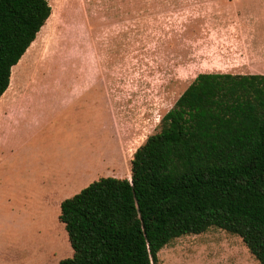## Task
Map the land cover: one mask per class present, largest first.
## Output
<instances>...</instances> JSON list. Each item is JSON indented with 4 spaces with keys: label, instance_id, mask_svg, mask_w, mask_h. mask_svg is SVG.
Returning a JSON list of instances; mask_svg holds the SVG:
<instances>
[{
    "label": "rangeland",
    "instance_id": "374dc122",
    "mask_svg": "<svg viewBox=\"0 0 264 264\" xmlns=\"http://www.w3.org/2000/svg\"><path fill=\"white\" fill-rule=\"evenodd\" d=\"M57 2L0 100V264L72 257L64 199L131 178L134 152L200 73L264 70V0ZM158 264L259 261L211 226L172 240Z\"/></svg>",
    "mask_w": 264,
    "mask_h": 264
},
{
    "label": "trees",
    "instance_id": "16d2710c",
    "mask_svg": "<svg viewBox=\"0 0 264 264\" xmlns=\"http://www.w3.org/2000/svg\"><path fill=\"white\" fill-rule=\"evenodd\" d=\"M51 13L49 0H0V97ZM60 219L74 254L57 264H158L211 226L264 264V74L200 73L134 152L131 178L91 182Z\"/></svg>",
    "mask_w": 264,
    "mask_h": 264
},
{
    "label": "crops",
    "instance_id": "0c3cea01",
    "mask_svg": "<svg viewBox=\"0 0 264 264\" xmlns=\"http://www.w3.org/2000/svg\"><path fill=\"white\" fill-rule=\"evenodd\" d=\"M52 8H53V7H52ZM55 10H56V9L53 8V12H54ZM37 39H38V37L35 39V41L32 43L31 46L34 45V43L36 42ZM31 46H30V47H31ZM19 64H20V63H19ZM19 64H18V65H19ZM18 65H17V66H18ZM256 73H263V74H264V70H262V71H260V72H256ZM11 76H12V79H13L11 83H13V81H14V73H13ZM10 85H11V84H10ZM9 87H10V86H9ZM6 92H7V91H6ZM6 92H5L4 94H6ZM4 94H3V96H4ZM3 96H2V97H3ZM79 96H82V95H78V96H76L75 98H73V100H72L70 103H72V102H73L75 99H77ZM2 97H0V100H1ZM57 102H58V99H57ZM70 103H69V104H70ZM69 104H68V105H69ZM19 121H20V120H17V123H18ZM33 121H36V122H37L38 120H33ZM74 156H75V155H74ZM100 160H101L105 165H109V164H110V162H109V160H108V157H107L106 155H101V156H100ZM24 259H25V258H24Z\"/></svg>",
    "mask_w": 264,
    "mask_h": 264
},
{
    "label": "bare ground",
    "instance_id": "6f19581e",
    "mask_svg": "<svg viewBox=\"0 0 264 264\" xmlns=\"http://www.w3.org/2000/svg\"><path fill=\"white\" fill-rule=\"evenodd\" d=\"M58 0H50V4L54 9H58Z\"/></svg>",
    "mask_w": 264,
    "mask_h": 264
}]
</instances>
